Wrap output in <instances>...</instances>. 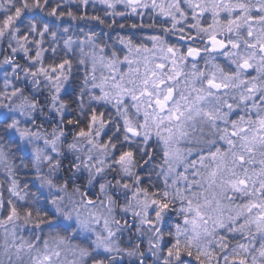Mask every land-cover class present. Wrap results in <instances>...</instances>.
Segmentation results:
<instances>
[{"label":"snow or ice","instance_id":"obj_1","mask_svg":"<svg viewBox=\"0 0 264 264\" xmlns=\"http://www.w3.org/2000/svg\"><path fill=\"white\" fill-rule=\"evenodd\" d=\"M0 264H264V0H0Z\"/></svg>","mask_w":264,"mask_h":264}]
</instances>
